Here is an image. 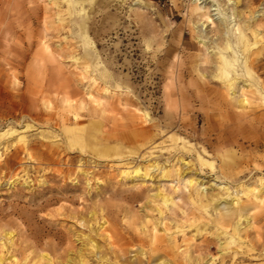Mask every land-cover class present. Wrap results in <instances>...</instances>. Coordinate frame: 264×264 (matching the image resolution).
Instances as JSON below:
<instances>
[{
  "label": "rangeland",
  "instance_id": "374dc122",
  "mask_svg": "<svg viewBox=\"0 0 264 264\" xmlns=\"http://www.w3.org/2000/svg\"><path fill=\"white\" fill-rule=\"evenodd\" d=\"M72 3L0 0V264H264V0Z\"/></svg>",
  "mask_w": 264,
  "mask_h": 264
},
{
  "label": "bare ground",
  "instance_id": "6f19581e",
  "mask_svg": "<svg viewBox=\"0 0 264 264\" xmlns=\"http://www.w3.org/2000/svg\"><path fill=\"white\" fill-rule=\"evenodd\" d=\"M73 2V0H68V4H69V7H71L72 6V3ZM74 5V4H73ZM234 17V16H233ZM230 18V17H229ZM235 19V17L234 18H230V19H228L229 20V24H231L232 22H233V20ZM221 21H224V20H222L221 19ZM255 25V24H254ZM221 26V25H220ZM227 28H228V26H227ZM230 28V27H229ZM232 28H234L235 29V31H236V33H237V42H238V44H243L244 43V46H246V47H251L252 45H251V43L249 44L248 42H247V40H246V35H245V33H244V30H242L241 28H240V26H239V24H237L236 22L235 23H233L232 24ZM248 28H250V30L252 31V34L255 36V38H259V32H258V30H257V28H253V27H251L250 25L248 26ZM221 31H223V30H221ZM220 32V31H219ZM232 32H233V29H232ZM227 34H228V31L226 32ZM203 35H205V33L203 34ZM224 35H225V33H224ZM201 36V35H200ZM216 36H217V33H216ZM202 38V37H201ZM225 39H227V40H225L224 41V43H225V48H228V47H231L232 45H231V43L230 42H232V41H229V36L228 37H226ZM257 40V39H256ZM202 41V40H201ZM217 42V41H216ZM207 44V43H206ZM208 49V48H207ZM239 50H241V49H239ZM239 50H233L236 54H238L237 52L239 51ZM233 52V53H234ZM250 52V51H249ZM234 53V54H235ZM235 54V55H236ZM234 55V56H235ZM238 56V55H237ZM200 59V58H199ZM238 59V58H237ZM236 58H230V57H228L225 53H224V51H223V49H221L220 47H218V46H213L212 47V49H209L208 50V53H207V57H206V60L205 61H207L208 63H210V65H212V66H214V68L215 67H217L218 69H219V71L221 72V74L222 75H228L230 72H229V70H230V68L232 69L233 68V66L235 65V60H237ZM204 60V59H203ZM242 62V61H241ZM211 68V67H210ZM204 69H208V68H204ZM213 70V69H212ZM209 72V71H208ZM208 74V73H207ZM205 75V74H204ZM213 75V74H212ZM233 75V74H232ZM222 77V76H221ZM236 77V76H235ZM234 76H232V77H227L226 79H224V81H227V84H228V86L232 89V93H233V96L235 95V91H234V87L232 88V86L235 84V82H236V78H235ZM240 77V76H239ZM238 78V77H237ZM223 81V82H224ZM240 81V80H239ZM242 81V80H241ZM245 83V82H244ZM242 85V84H241ZM250 86V85H249ZM73 117V116H72ZM102 137V136H101ZM181 160H184V158L181 156ZM251 191H253L252 189L250 190H246L245 191V193H249V192H251ZM206 196V198L204 199V197ZM204 200H207L206 202H204ZM213 201H214V197H213V195L212 194H209V195H207V194H205V193H203V194H198V197H197V203H198V207H200L202 210H206V206L207 205H209V204H211V203H213ZM167 202V199H164V203H166ZM236 204H238V203H240L239 202V200L236 198V202H235ZM160 212L162 213V211L160 210ZM220 215V217H212L211 218V221L212 222H215L216 224H218L219 222H220V220H222L225 224H224V226L226 227V228H229L230 227V234L228 235V238H226L225 240V245L223 246L224 248H223V252H225V251H228V250H230L229 248H230V245L233 243V242H235V235H239V232H240V230L242 229L241 228V213H238V214H235V213H232L231 215H228L227 217H222L221 216V214H219ZM218 215V216H219ZM223 225V224H222ZM154 230L156 231V228H154ZM153 232V234L151 235V238H152V241H151V244L152 243H154L155 242V240H156V238H157V236H156V232ZM229 232L227 231V230H220V232H218V235L219 234H228ZM224 241V240H223ZM82 243V242H81ZM85 244V243H84ZM86 245V244H85ZM89 246L91 247V251H94L95 249H96V247H97V245L94 243V242H92V241H89ZM157 246H155V247H152L150 250L152 251V250H154L155 248H156ZM80 251H81V249H79ZM234 251V254L235 255H237L238 253H239V251H237V250H233ZM141 254H143V251L141 252ZM44 256V255H43ZM45 258L46 259H48L47 257H46V255H45ZM184 259H185V261H186V263H188V264H190L191 263V261L190 260H192L193 259V262H194V260L195 259H197L196 257H192V254L189 252V253H187V254H185V256H184ZM79 260L81 261V262H85V255L83 254V253H80L79 254ZM166 264H169V262L167 261L166 262Z\"/></svg>",
  "mask_w": 264,
  "mask_h": 264
}]
</instances>
